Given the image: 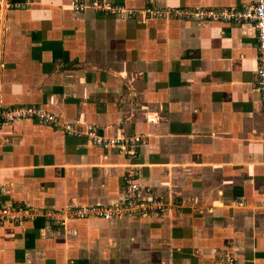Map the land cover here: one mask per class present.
I'll list each match as a JSON object with an SVG mask.
<instances>
[{
    "label": "crops",
    "instance_id": "obj_1",
    "mask_svg": "<svg viewBox=\"0 0 264 264\" xmlns=\"http://www.w3.org/2000/svg\"><path fill=\"white\" fill-rule=\"evenodd\" d=\"M0 0V111L38 106L134 156L35 120L0 123V205L66 210L141 199L164 214L0 227V264H264V109L249 24L149 11L253 0Z\"/></svg>",
    "mask_w": 264,
    "mask_h": 264
},
{
    "label": "built area",
    "instance_id": "obj_2",
    "mask_svg": "<svg viewBox=\"0 0 264 264\" xmlns=\"http://www.w3.org/2000/svg\"><path fill=\"white\" fill-rule=\"evenodd\" d=\"M74 10H92L113 14L118 8H113L104 0H86L84 3L71 4ZM150 15H175L194 21H219L251 25L256 34L257 68L254 89L261 95L264 109V0H253L248 6L240 9H182L174 12L149 11ZM35 120L53 128H61L68 134L77 137H87L97 145L118 148L130 156H134L137 148L145 142L143 136L119 135L105 138L99 136L94 130L82 132L74 125L62 123L60 117L38 106H17L0 111V123H12ZM264 140V132L262 133ZM1 190V187H0ZM140 186L136 176L130 169L124 179V201L115 206L83 205L66 210H35L21 206L7 207L0 205V227L4 224H22L37 218L47 219L53 224H63L70 220L98 219L109 221L112 219H125L131 216H142L150 213L164 214L171 210L172 204L162 200L147 198L141 199ZM214 264H236L232 256H224L214 261Z\"/></svg>",
    "mask_w": 264,
    "mask_h": 264
},
{
    "label": "rangeland",
    "instance_id": "obj_3",
    "mask_svg": "<svg viewBox=\"0 0 264 264\" xmlns=\"http://www.w3.org/2000/svg\"><path fill=\"white\" fill-rule=\"evenodd\" d=\"M159 214V213H158Z\"/></svg>",
    "mask_w": 264,
    "mask_h": 264
}]
</instances>
